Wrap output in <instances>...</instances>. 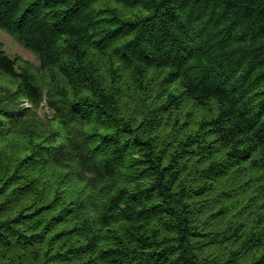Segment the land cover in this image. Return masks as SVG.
Here are the masks:
<instances>
[{"label": "trees", "instance_id": "16d2710c", "mask_svg": "<svg viewBox=\"0 0 264 264\" xmlns=\"http://www.w3.org/2000/svg\"><path fill=\"white\" fill-rule=\"evenodd\" d=\"M0 28L39 60L0 43V264H264V0H0Z\"/></svg>", "mask_w": 264, "mask_h": 264}, {"label": "rangeland", "instance_id": "374dc122", "mask_svg": "<svg viewBox=\"0 0 264 264\" xmlns=\"http://www.w3.org/2000/svg\"><path fill=\"white\" fill-rule=\"evenodd\" d=\"M0 43L5 50V52L11 57H19L24 59L34 65H37L39 60L37 56L28 48L24 47L22 43L12 34L8 33L6 30L0 28ZM49 110L47 105L43 102L38 108L39 115L43 116L48 113Z\"/></svg>", "mask_w": 264, "mask_h": 264}]
</instances>
